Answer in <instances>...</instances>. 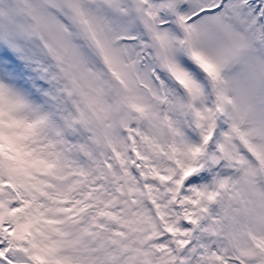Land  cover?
<instances>
[{
  "label": "snow or ice",
  "instance_id": "obj_1",
  "mask_svg": "<svg viewBox=\"0 0 264 264\" xmlns=\"http://www.w3.org/2000/svg\"><path fill=\"white\" fill-rule=\"evenodd\" d=\"M0 264H264V0H0Z\"/></svg>",
  "mask_w": 264,
  "mask_h": 264
}]
</instances>
